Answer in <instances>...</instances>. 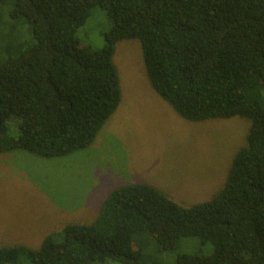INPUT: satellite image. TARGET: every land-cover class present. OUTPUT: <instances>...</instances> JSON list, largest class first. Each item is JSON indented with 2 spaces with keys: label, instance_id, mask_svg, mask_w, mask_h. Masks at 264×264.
Instances as JSON below:
<instances>
[{
  "label": "trees",
  "instance_id": "16d2710c",
  "mask_svg": "<svg viewBox=\"0 0 264 264\" xmlns=\"http://www.w3.org/2000/svg\"><path fill=\"white\" fill-rule=\"evenodd\" d=\"M121 40L137 41L151 88L184 120L248 123L224 185L189 206L148 183L115 187L89 223L36 248L0 244V264H138L144 231L170 252L184 238L209 247L174 264H264V0H0V154L92 144L122 97Z\"/></svg>",
  "mask_w": 264,
  "mask_h": 264
},
{
  "label": "rangeland",
  "instance_id": "374dc122",
  "mask_svg": "<svg viewBox=\"0 0 264 264\" xmlns=\"http://www.w3.org/2000/svg\"><path fill=\"white\" fill-rule=\"evenodd\" d=\"M99 10L94 13L101 15ZM81 39L86 43L90 36ZM129 43L118 42L114 55L123 73L119 109L92 144L58 157L0 154L1 245L36 248L66 223H89L109 191L121 185L151 184L183 206L210 199L224 185L248 123L238 116L181 118L151 88L137 41ZM132 246L140 250L138 264H174L179 252L209 249L184 238L170 252L146 231L133 236Z\"/></svg>",
  "mask_w": 264,
  "mask_h": 264
}]
</instances>
